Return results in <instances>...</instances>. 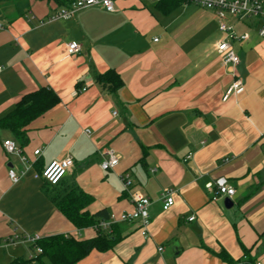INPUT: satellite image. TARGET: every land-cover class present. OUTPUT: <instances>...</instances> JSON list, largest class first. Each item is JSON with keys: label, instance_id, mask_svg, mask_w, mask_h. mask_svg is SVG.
<instances>
[{"label": "crops", "instance_id": "0c3cea01", "mask_svg": "<svg viewBox=\"0 0 264 264\" xmlns=\"http://www.w3.org/2000/svg\"><path fill=\"white\" fill-rule=\"evenodd\" d=\"M129 1L118 0L114 12L95 5L51 21L63 3L28 0L17 12L13 0L0 2V118L41 87L59 100L30 124L24 162L5 152L2 141L14 137L0 129V264H22L30 254L26 242H4L13 232L95 235L91 226H73L54 204L72 184L91 196L89 213L131 211L120 179L125 172L130 191L149 198L147 235L138 221L118 222L110 249H93L75 264H229L218 256L221 250L241 264L244 249L264 264V39L252 19L230 18L237 33H248L246 40L230 41L240 59L233 68L214 50L224 35L213 12V32L198 40H144L142 14L165 17L180 5L166 12ZM69 41L80 51L67 54ZM110 69L121 79L116 90L97 80ZM234 77L243 88L223 100ZM108 150L118 163L103 170ZM66 156L73 164L57 185L34 177ZM9 168L20 176L17 182ZM220 176L234 188L229 208L226 196L206 188ZM167 189L174 203L163 209Z\"/></svg>", "mask_w": 264, "mask_h": 264}, {"label": "built area", "instance_id": "2783aa9c", "mask_svg": "<svg viewBox=\"0 0 264 264\" xmlns=\"http://www.w3.org/2000/svg\"><path fill=\"white\" fill-rule=\"evenodd\" d=\"M116 0H72L68 6H64L54 14L47 18V21H51L58 18H68L75 11L91 7V6H101L107 12H114ZM153 4L161 2L162 0H149ZM185 3H193L204 9L212 11L217 19V29L224 36L220 38L214 44V50L219 55L221 63L223 65H230L235 67L240 59L239 56L234 52L231 47L230 41L237 40L243 41L248 38V33H237L233 25L229 22L230 18L233 19H252L257 26V35L264 39V0H179ZM41 22V21H40ZM4 28V25L0 22V30ZM153 41H157V37L153 38ZM80 45L75 41H69L66 44L67 54H74L80 51ZM1 70V67H0ZM243 88L242 81L239 77H234L231 84L226 88L223 100L227 99L230 94H237ZM85 90V87L82 88ZM116 112L113 111V114ZM88 132V130H86ZM3 148L7 153H17L20 155L21 160L26 161V157L21 154V147L14 139H5L2 141ZM39 148L33 150V155L39 154ZM264 150V148H263ZM107 157L102 158L100 166L103 170H108L113 168L118 163V158L111 150L107 151ZM190 153L186 155L185 158H189ZM73 164V159L71 156H66L62 159L50 161L41 171L36 172L34 177L41 178L49 185H57L63 176L65 175L67 169ZM156 168H151V172H154ZM7 175L12 182H17L19 180V175H17L13 169L9 168L7 170ZM123 187L129 193V198L132 202L133 208L129 212H122L118 215L109 214L107 219L100 220L97 224L91 226L94 228L95 232L109 231L113 224L118 222H139V230L142 235H147V226L149 224L148 206L149 198L139 192H131L132 180L129 173L125 172L120 175ZM206 188L213 189L216 194L220 196L231 197L234 194V188L229 186L227 179L225 177H217L213 181L206 183ZM171 189L164 190L161 193V198L163 201V209L169 208L174 203V198ZM193 215L188 217V220H192ZM69 235V234H68ZM71 236V235H70ZM41 239L38 234H28V233H18L13 232L10 234L4 242L7 244L26 242L30 245V254L25 259L22 264H28L35 261L38 254L41 253V247L37 245V241ZM159 247L158 250H161ZM256 264H260L256 262Z\"/></svg>", "mask_w": 264, "mask_h": 264}, {"label": "trees", "instance_id": "16d2710c", "mask_svg": "<svg viewBox=\"0 0 264 264\" xmlns=\"http://www.w3.org/2000/svg\"><path fill=\"white\" fill-rule=\"evenodd\" d=\"M13 1L17 12L22 11L28 3V0ZM54 1L68 6L72 0ZM181 4L182 1L179 0H162L155 5L169 12ZM97 80L102 85L108 84V88L111 90H116L121 85L120 77L111 69L106 74L98 75ZM58 102V97L49 88L41 87L26 93L12 110L0 118V129L9 130L20 147L24 146L28 142L27 131L30 124L36 118L54 108ZM90 201L91 196L81 190L76 184H72L65 194L54 198V204L57 209L77 229L93 226L98 221L107 219L109 216L106 209L89 213L85 207ZM115 226L116 224H113L109 231L98 230L94 236L89 238L77 239L64 233L42 237L37 241V245L41 247L42 251L35 260L41 261L42 258H45L48 264H75L93 249L99 251L108 250L119 238L115 231ZM244 252L245 258L240 260V263L256 264L254 259L248 255L246 249H244ZM217 254L227 263H233V260L225 251L221 250ZM24 262L25 260L22 263Z\"/></svg>", "mask_w": 264, "mask_h": 264}, {"label": "rangeland", "instance_id": "374dc122", "mask_svg": "<svg viewBox=\"0 0 264 264\" xmlns=\"http://www.w3.org/2000/svg\"><path fill=\"white\" fill-rule=\"evenodd\" d=\"M118 0L115 1L117 3ZM131 3H147L153 10L149 0H130ZM181 4L177 10L160 17L142 14L143 39H151L152 35L159 38L171 37L174 40H198L200 36L211 34L214 29L215 19L212 11L199 7L193 3ZM151 5V6H150Z\"/></svg>", "mask_w": 264, "mask_h": 264}, {"label": "water", "instance_id": "95a60500", "mask_svg": "<svg viewBox=\"0 0 264 264\" xmlns=\"http://www.w3.org/2000/svg\"><path fill=\"white\" fill-rule=\"evenodd\" d=\"M223 204H224V206H225L226 208H229V207L232 206L233 203H232V201L230 200V198L226 197V198L224 199Z\"/></svg>", "mask_w": 264, "mask_h": 264}]
</instances>
